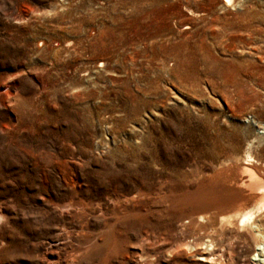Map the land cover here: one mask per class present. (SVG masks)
<instances>
[{
  "label": "rangeland",
  "instance_id": "obj_1",
  "mask_svg": "<svg viewBox=\"0 0 264 264\" xmlns=\"http://www.w3.org/2000/svg\"><path fill=\"white\" fill-rule=\"evenodd\" d=\"M244 166L264 0H0V264H263Z\"/></svg>",
  "mask_w": 264,
  "mask_h": 264
},
{
  "label": "bare ground",
  "instance_id": "obj_2",
  "mask_svg": "<svg viewBox=\"0 0 264 264\" xmlns=\"http://www.w3.org/2000/svg\"><path fill=\"white\" fill-rule=\"evenodd\" d=\"M223 2L226 5H230L233 2V0H223ZM242 170H243V172L248 173V176H249L248 184H249V187L251 188V190H253V191L259 190L262 192V194L258 197L255 204L253 205L252 209L247 211L246 213H241L238 216V220H237L238 225L240 227H247L248 229L253 231L254 234L256 235V237L258 238V242L256 244V249H255L256 255L253 254L255 256H258V254L262 250H264V224H263V222L255 223L254 219L258 213H260L261 211L264 210V179L258 177L257 174L253 170H251V168L244 166ZM238 207L241 208V205H239ZM2 218H3V214H2V211L0 210V220H2ZM205 220H206V217L199 216L196 224L204 223ZM260 239H262V240H260ZM210 248L211 247H209V249ZM210 256H211V254H210ZM211 259H213V258H211ZM42 261H43V264H51V252L49 250H47L45 252ZM261 262L264 264V259L261 260Z\"/></svg>",
  "mask_w": 264,
  "mask_h": 264
}]
</instances>
